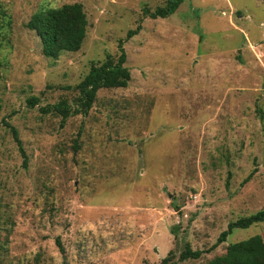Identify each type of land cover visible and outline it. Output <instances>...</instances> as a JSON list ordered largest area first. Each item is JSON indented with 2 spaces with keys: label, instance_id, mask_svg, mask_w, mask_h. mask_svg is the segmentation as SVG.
<instances>
[{
  "label": "rangeland",
  "instance_id": "1",
  "mask_svg": "<svg viewBox=\"0 0 264 264\" xmlns=\"http://www.w3.org/2000/svg\"><path fill=\"white\" fill-rule=\"evenodd\" d=\"M73 2L87 20L79 49L44 56L25 22ZM164 3L0 0V264H159L185 243L202 253L176 264H203L236 240L264 242L260 221L214 245L264 206V1L143 14ZM118 40L127 85L99 88L61 122L48 107L73 106L74 85Z\"/></svg>",
  "mask_w": 264,
  "mask_h": 264
},
{
  "label": "trees",
  "instance_id": "2",
  "mask_svg": "<svg viewBox=\"0 0 264 264\" xmlns=\"http://www.w3.org/2000/svg\"><path fill=\"white\" fill-rule=\"evenodd\" d=\"M181 1L165 0L164 5L157 6L152 11L144 8L143 14L150 18L166 17L175 11ZM5 23L8 25L9 20H6ZM86 25L85 13L81 4L77 2L41 8L34 11L25 22V27L37 35L41 53L53 59L57 58L61 52H74L79 49L85 36ZM138 29V27L128 29L125 37L136 33ZM117 51L115 57L105 53L103 60L90 64L86 74L74 85L77 96L73 106L62 98L48 107L49 110L60 116L61 122L72 114L85 115L99 88H117L127 85L130 76L128 69L123 65L125 53L121 46V40H118ZM36 100L35 97H30L27 102L29 105H33ZM11 133L19 146L20 143L13 128H11ZM75 148L76 146H74ZM249 175L250 173L243 179V182L249 178ZM260 221H264V206L254 213L229 221L226 228L219 232L214 245L223 241L233 228H246ZM55 243L60 248L57 238ZM201 253L202 250L192 249L188 243H185L178 253L177 260L173 258L172 251L168 250L166 255L160 259L159 264H176L177 261L196 259ZM203 264H264V242L259 234L236 240L228 243L223 253L213 256Z\"/></svg>",
  "mask_w": 264,
  "mask_h": 264
},
{
  "label": "built area",
  "instance_id": "3",
  "mask_svg": "<svg viewBox=\"0 0 264 264\" xmlns=\"http://www.w3.org/2000/svg\"><path fill=\"white\" fill-rule=\"evenodd\" d=\"M261 35L264 38V29L262 30Z\"/></svg>",
  "mask_w": 264,
  "mask_h": 264
}]
</instances>
